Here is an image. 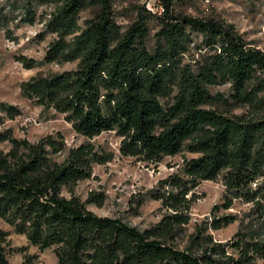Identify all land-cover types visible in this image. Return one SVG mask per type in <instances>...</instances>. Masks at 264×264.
I'll return each instance as SVG.
<instances>
[{
  "label": "trees",
  "instance_id": "trees-1",
  "mask_svg": "<svg viewBox=\"0 0 264 264\" xmlns=\"http://www.w3.org/2000/svg\"><path fill=\"white\" fill-rule=\"evenodd\" d=\"M34 1L49 2L29 0L24 13L31 11L25 17L30 24L35 20ZM113 1L76 0L61 16L53 14L46 26L48 34L59 31L62 35L48 43L51 51L43 62L82 58L79 71L39 73L34 85L21 84L22 96L43 105L44 110H53L55 105L57 114L73 112L71 119L79 123L72 130L81 136L98 135L117 126V135L135 129L121 156L147 165L156 166L164 157L182 152L201 155L192 159L183 156L177 172L158 180L147 192L149 198L160 202L162 213L157 222L139 228L120 217H101L90 211L87 204H103V192L92 191L84 201L77 196L71 203L50 195L62 183L73 191L77 181L92 176L93 164L113 158L112 151L98 147L101 158L95 157L90 147H82L70 165L55 170L43 148H32L21 157L13 151L9 155L16 163L0 159V218L16 232H28L33 245H40L41 250L62 242L63 264H255L256 257L264 261V180H260L264 176V99H259L264 81L250 90V84L258 80L257 68L264 70V53L255 51L254 46L244 51L250 43L223 31L222 22L202 24L187 18L166 25L150 47L148 21L141 20L123 36L114 30ZM86 10H91V19L86 21L92 22L91 26L73 36L75 19ZM216 46L223 48V54L209 55ZM185 53L194 63H183ZM17 58L24 59L25 68L37 64ZM105 72L108 79L102 78ZM221 82H231L232 88L213 92ZM176 87L180 91L173 98ZM249 105L255 115L232 116V109ZM5 110L9 119L21 114L18 107L0 103V111ZM11 136L10 131L0 133V141ZM57 136L64 140L61 134ZM52 147L57 149L56 144ZM218 179L224 185L222 203L212 207L211 217L187 232L191 208L198 198L195 188L202 181ZM257 180L260 183L253 190L251 182ZM236 201L253 207L228 212ZM142 203L137 201V206ZM220 210L225 212L218 214ZM236 221L237 230L225 241L210 233ZM5 231L0 225V241ZM229 249L239 252V259L229 256ZM250 251L256 257L249 255ZM25 261L31 264L32 258L26 256ZM0 264H9L3 247Z\"/></svg>",
  "mask_w": 264,
  "mask_h": 264
},
{
  "label": "clouds",
  "instance_id": "clouds-1",
  "mask_svg": "<svg viewBox=\"0 0 264 264\" xmlns=\"http://www.w3.org/2000/svg\"><path fill=\"white\" fill-rule=\"evenodd\" d=\"M3 3L4 0H0V4ZM72 4H76V0H49L47 5H39L37 20L33 21L30 27L21 26V21H25L26 24L25 17L29 16L31 11H25L23 16L18 15L15 19H10L8 16L10 9L8 7L4 8V18L7 19L0 21V53H3L5 63L0 67V80H3L7 76L9 80H16L24 86H32L36 83L39 79L41 67L29 66L25 68L24 59L14 57H22L29 61L42 63L47 52L51 51L50 47H47L46 51L43 50L47 41L53 39L58 41L62 35L59 31L48 35V28L46 26L53 19V14H56L58 17L61 16L64 10L71 7ZM175 5L176 0H120L118 9L120 15L114 23V30H118L119 35L123 36L129 29H133V25L140 23L141 20H145L154 26L151 30V35L155 36L157 33L160 34L166 30V25L176 24L178 18L179 22L187 18L192 21H199L202 24H207L209 21H212L218 25L219 22H222L220 27L223 31L229 32L231 35L235 33L236 37H243L244 33L248 32L250 33L249 40L258 38L264 40V22H261L264 20V0H184L181 7L177 8ZM92 7L95 6L92 5ZM90 19L89 17L78 14L75 19L77 30L73 33V36H79L83 31H86L91 26L92 22H86ZM227 25H232L231 29H228ZM257 27L259 31H254ZM38 36L46 37L45 44L40 45L39 48L26 49L25 45L32 38ZM249 48H253V45L246 44L244 51H248ZM254 50L264 53V43L255 45ZM222 54L223 48L219 46L215 47L214 52L209 53V55ZM182 56L183 63H194V61L188 59L186 53L182 54ZM81 59L78 58L73 62L64 63L53 60L48 65V68L56 74H63L65 72L76 73L79 71ZM8 60H11L10 64L7 63ZM157 67L160 68L163 65H157ZM101 75L103 79H108L106 72ZM256 77L258 80L254 79L250 84V90L252 87H256L260 81H264V70L257 68ZM73 79H75L74 75ZM222 86L232 88V83H222ZM179 91L180 89L178 87L174 88L171 97L174 98L177 96ZM21 92H24V87H16L12 96L14 97ZM234 94L235 89L231 92V95ZM103 99L104 97L101 96V103ZM259 99H264V94ZM164 102H167L166 99ZM0 103L5 104L7 107H17V101L14 98L0 97ZM174 104L175 101L173 99V106ZM111 106L115 108V100L111 102ZM52 107L55 111V105ZM43 108L44 106L40 105V107L33 110L32 115L26 118L16 116L15 118L9 119L7 118L6 110L0 111V116L5 117L3 123H0V133H7L10 129L13 132L11 137L0 142V159L14 164L16 160L9 155L11 152L15 151L17 157H21L29 154L32 148H43L46 158L50 161L49 166L55 170L57 166L64 168L70 165L82 147H90L95 157L103 158V154L100 153L98 145L106 144L112 150L113 156L122 155V150L126 151L125 144L130 143V138L136 134L135 129H131L127 134L117 135L119 132V126H117L116 128L101 131L98 135L80 136V134L73 132L66 139L61 140L59 136L52 135L53 127L55 125H62L64 129H72L73 125L79 123V121L71 119L73 112L65 110L59 114V119L49 120L47 124H42L35 117ZM85 110L87 111L88 109L85 108ZM231 114L233 117L242 119L250 115H255V112L249 105L246 108H234ZM13 141H16V143H13ZM24 142H26V145ZM53 144L57 145L55 151L52 147ZM137 147H139V144ZM200 155V153L189 154V159ZM182 164L183 160H179L176 166L165 168L164 171L168 174L176 173ZM152 179L155 181L156 176L153 175ZM260 180H264V176L260 177ZM260 180L251 182V188L253 190L257 188ZM102 182L103 180L99 181V183ZM148 187H152V184H149ZM165 189H167V185H165ZM132 191L135 192L136 189L133 188ZM50 195H55L58 200L71 203L77 198L78 193L75 190L69 191V186L62 183L58 190L50 192ZM41 202L44 201L42 200ZM245 207L251 208L253 205L248 204ZM89 210L94 211L95 214L101 217L110 216V211H97L94 205L90 206ZM138 223L139 220L135 221L133 226H136ZM0 225L6 230L3 241H0V247L4 248L5 254L9 257V264H12V260L10 259L12 257L16 261H19V264H26V256L32 258L31 264H63V252L60 250L65 245L62 242L51 243L47 248L41 250L40 245H33L29 239L28 232H16L14 227L8 225L3 218H0ZM27 226L31 228V223L29 222ZM146 226L143 225L142 227ZM23 249L27 251H22ZM58 252L59 255H57ZM227 254L232 256L233 259H239V252L234 253L232 249L227 250ZM249 255L256 257V253L253 251H250ZM255 264H264V261L256 257Z\"/></svg>",
  "mask_w": 264,
  "mask_h": 264
},
{
  "label": "rangeland",
  "instance_id": "rangeland-1",
  "mask_svg": "<svg viewBox=\"0 0 264 264\" xmlns=\"http://www.w3.org/2000/svg\"><path fill=\"white\" fill-rule=\"evenodd\" d=\"M29 0H4L3 4H0V16L1 20L7 19L4 18V8L8 7L10 11L8 16L10 19H15L16 16H23L25 6L28 4ZM49 2L41 3L34 1L32 2L33 10L35 11V20H37V12L39 11V5H47ZM184 0H176V7L179 8L183 5ZM119 4L120 0L113 1V9L115 12V20L119 18ZM80 15L84 17L91 16V10L83 11ZM261 22H264L262 20ZM32 24L21 21V26L30 27ZM149 30L148 45L151 47L154 44V36L151 35V30L154 27L150 22L147 23ZM254 31H259L258 27ZM51 35V34H48ZM250 33H244L243 39L255 46L257 44L264 43L262 39H251L249 40ZM46 37L38 36L32 38L26 45V49L39 48L40 45L45 44ZM51 41V40H50ZM50 41H47L45 48L46 51L47 45ZM17 58V57H14ZM36 66L41 67L40 74L53 73L49 70L47 63H40L36 61ZM5 63L3 53H0V67ZM7 63H11V60H8ZM51 64V63H50ZM34 66V67H36ZM16 80H9L8 77H4L3 80H0V97L14 98L17 101V107L20 109L21 118H26L32 115L33 110L38 105H35L32 101L23 97L21 93L16 96H12L16 87H20ZM228 88L223 86H215L212 88V91H222L227 92ZM243 108V107H242ZM4 116H0V123H3ZM40 123L47 124L49 120L59 119V114L55 113L53 110H42L36 114L35 117ZM11 135H13L12 130H9ZM74 131L72 129H64L62 125H55L53 127L52 135H57L58 133L63 136L64 139L68 135H71ZM81 136V135H80ZM2 142V141H0ZM98 147H102L107 151H112L107 147L106 144H100ZM188 152H182L176 154L175 156H166L163 160L158 163L156 166L154 164L147 165L142 161H138L132 157L126 156H113V158L105 164H93L92 166V176L89 179L79 181L74 190L78 193V197L84 201L88 193L103 192L105 195L104 202L101 206H96L94 204H87V208L94 205L97 211H110V216L120 217L123 220L134 224L135 221L139 220V223L136 224L139 228L143 225H151L157 222L161 217V207L158 200H153L149 198L147 192L154 188L158 180L167 177L169 174L164 171L165 168H170L176 166L179 160H183V156L189 157ZM163 166V167H161ZM153 175L156 176L155 181H153ZM103 180L102 183L99 181ZM149 184H152V187H148ZM135 188L136 191L133 192L132 189ZM195 192L198 196L191 208V219L188 225L186 226L187 232H192L195 225L201 223L203 220L211 217L212 207L216 204L222 203L224 195V185L222 184L221 179L216 181H202L200 185L195 188ZM143 200L141 206H137V201ZM245 203L236 201L232 208L227 210L228 212H241L246 209ZM94 212V211H93ZM225 212L220 210L218 214ZM95 213V212H94ZM146 226V227H147ZM238 222H234L224 228H221L216 231H210L214 239L225 241L229 239L237 230ZM9 259V257H8ZM12 264H19V261H16L14 257L10 258Z\"/></svg>",
  "mask_w": 264,
  "mask_h": 264
}]
</instances>
